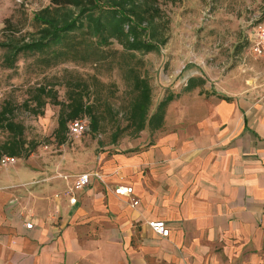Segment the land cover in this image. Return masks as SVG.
I'll return each instance as SVG.
<instances>
[{
  "label": "crops",
  "instance_id": "crops-1",
  "mask_svg": "<svg viewBox=\"0 0 264 264\" xmlns=\"http://www.w3.org/2000/svg\"><path fill=\"white\" fill-rule=\"evenodd\" d=\"M230 74L229 99L170 102L163 126L104 158L74 204L64 194L70 177L46 199L37 188L18 191L20 202L0 192V264H264V94L244 92L243 77ZM118 184L132 194L115 193ZM24 201L35 217L23 215ZM152 219L165 221L167 237Z\"/></svg>",
  "mask_w": 264,
  "mask_h": 264
},
{
  "label": "rangeland",
  "instance_id": "rangeland-1",
  "mask_svg": "<svg viewBox=\"0 0 264 264\" xmlns=\"http://www.w3.org/2000/svg\"><path fill=\"white\" fill-rule=\"evenodd\" d=\"M158 3L162 16L169 20L167 42L157 51L136 52L142 58V71L152 88L151 110L168 91L179 93L174 100L187 95L223 94L222 90L230 89L224 81L228 73L232 80L241 76L242 81L243 77L244 92L264 94V59L251 53L249 41L264 15V0H180L174 3L158 0ZM47 4V0H0V43L18 44L31 39L38 29L33 15ZM112 46L120 48L117 43ZM5 52L0 46V106L6 101L13 106V118L23 124L24 138L35 142L36 147L28 157H17L14 164L0 165L1 193H12L18 201V191L23 190L28 197L29 192L37 188L40 196L46 199L50 195L46 188L58 182L60 174L69 175L71 179L77 173L100 174L106 169L104 158L117 149L124 150L125 141L139 137H132L125 131L117 142H111L112 119L116 112L121 116L129 98V83L120 69L106 72L100 68L98 72L92 63L79 61L44 68L35 63L34 55L23 54L17 56L12 67H6ZM191 71L197 72L194 77H202L205 82L184 92L186 76ZM92 74L107 83L96 91L111 105L110 112L102 114L105 120L96 132L90 129L89 119L85 117L82 118L87 126L84 132L79 135L66 133L64 142L59 143L54 132L60 106L47 103L42 114L34 115L21 105L30 96L31 87L40 82L55 85L59 100H64L67 89L64 81L81 76L93 85ZM191 105L203 107V104ZM100 107L104 113L102 102ZM7 138V132L0 129V143ZM65 188L64 185L61 191H53L52 196ZM23 204V215L35 217L31 207L25 205L27 201Z\"/></svg>",
  "mask_w": 264,
  "mask_h": 264
},
{
  "label": "trees",
  "instance_id": "trees-1",
  "mask_svg": "<svg viewBox=\"0 0 264 264\" xmlns=\"http://www.w3.org/2000/svg\"><path fill=\"white\" fill-rule=\"evenodd\" d=\"M47 1L48 4L33 15L38 29L31 39L18 44L0 43L6 49L4 65L12 67L17 56L23 54L34 55L35 63L44 68L79 61L92 63L98 72L100 68L106 72L120 69L124 80L129 83V98L121 116L116 112L112 119L111 142H117L125 131L137 137L144 129L154 131L161 128L168 104L179 93L168 91L151 110L152 88L148 76L142 71V58L136 55V52L157 51L167 42L169 20L162 16L158 0ZM113 43L120 48L112 46ZM91 79L93 85L81 76L64 81L67 88L64 100H59L55 85L40 82L31 87L30 96L21 105L34 115L42 114L47 103L59 105L58 125L54 132L59 143L64 142L66 133L69 135L67 124L74 119L87 117L90 129L96 132L105 120L102 114L110 112L111 105L96 91L107 83L98 79L96 74H92ZM204 82L202 77H190L183 91H191ZM218 97L229 99L221 94ZM100 102L105 108L104 113ZM13 111L8 101L0 106V129L8 134V138L0 143V157L26 158L34 151L36 143L24 138V126L14 120Z\"/></svg>",
  "mask_w": 264,
  "mask_h": 264
},
{
  "label": "built area",
  "instance_id": "built-area-1",
  "mask_svg": "<svg viewBox=\"0 0 264 264\" xmlns=\"http://www.w3.org/2000/svg\"><path fill=\"white\" fill-rule=\"evenodd\" d=\"M250 51L255 57H260L264 59V15L262 19L257 23V25L254 27L253 33L250 35ZM86 123L83 121V119H74L70 121L68 125V132L69 135H79L86 129ZM18 160L15 156L10 155H2L0 157V165L2 166H8L14 164ZM99 176L97 173H90V172H83V173H77L72 178V184L64 191V194L68 196V202L69 204H74L76 202V198L74 196V192L87 186L90 183L91 176ZM60 176H63L65 178L70 177L69 175L60 174ZM132 187L128 185H121L118 184L114 188V192L117 194H126L131 195L132 194ZM56 197H58V194H56ZM14 199L10 200V203H12ZM137 200H133V204H137ZM148 227L154 231L155 233H158L159 235L163 237H167L169 235V229L163 220L159 219H152L147 221ZM24 227L26 229H32L33 228V222L31 220H27L24 223Z\"/></svg>",
  "mask_w": 264,
  "mask_h": 264
}]
</instances>
